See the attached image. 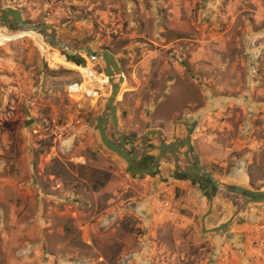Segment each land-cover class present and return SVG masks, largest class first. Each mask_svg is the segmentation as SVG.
I'll return each mask as SVG.
<instances>
[{
	"label": "rangeland",
	"instance_id": "rangeland-1",
	"mask_svg": "<svg viewBox=\"0 0 264 264\" xmlns=\"http://www.w3.org/2000/svg\"><path fill=\"white\" fill-rule=\"evenodd\" d=\"M10 9L70 49L115 57L128 152L154 166L166 141H187L180 165L199 163L227 184L264 185V0H0V17ZM0 26L18 35L0 42V264H223L221 231L247 200L217 189L221 214L206 222L211 205L200 186L192 188L198 200L158 188L176 171L160 169L164 157L159 182L134 175L100 140L111 88L97 101L68 95L83 67L106 75L102 57ZM68 117L81 123L55 143L54 126ZM104 129L119 141L112 121ZM152 196L145 220L136 208Z\"/></svg>",
	"mask_w": 264,
	"mask_h": 264
},
{
	"label": "crops",
	"instance_id": "crops-1",
	"mask_svg": "<svg viewBox=\"0 0 264 264\" xmlns=\"http://www.w3.org/2000/svg\"><path fill=\"white\" fill-rule=\"evenodd\" d=\"M158 139H162V136L158 135ZM176 142L178 141L175 139L172 141H166L165 144H172ZM128 144L131 145L132 142L130 141ZM187 149V147H177V149L165 151L164 161L162 164L163 166H161L160 169L168 171V168L171 167L173 170L176 169V171L173 172L171 177H166L168 175L167 174L158 184V188L171 191H174V188H179L182 194L187 196L193 195V197L198 200L201 195L200 193L194 192L192 188L194 184L200 186L203 189V194L208 197L211 205L209 211L203 215V217H207L206 222H213L221 214L218 212V206L224 201V199H222L221 195L217 193V188L203 182V180L205 182H209V180L199 174L189 173L188 163L184 166L178 163L179 154L185 155L184 151ZM167 157H171L173 159L172 165L166 164ZM137 159L133 161V165H130L132 173L138 176H143L144 174L151 175L153 177L157 176L156 178L159 182V166L156 168L155 173H149L148 171L150 168L155 167V165L150 166L147 159H141L138 162ZM192 166L197 168L195 163H193ZM34 179L35 176H32L29 183L33 184ZM255 190H264V185H261L260 188ZM30 194L34 195L32 191H30ZM156 201V197L152 196L151 198H147L141 207L138 206L136 208L138 213L143 216L145 220L149 218L150 215H153ZM226 206V204L223 206L224 210L226 209ZM243 207L247 209L246 212L242 211L241 213L236 214L233 219H231V222L227 223L226 228L221 231V235H223V238L220 239L221 252H219V254L222 257L221 261H223V264H229V258L232 256L231 261L235 259L241 264H264V203L251 204L247 202L241 205L242 209ZM201 211L202 209L195 210V212L198 213ZM163 216L165 215L159 214V219ZM224 238L229 240L227 246L225 247L223 246ZM230 252L232 253L231 256L229 255ZM219 264L222 263L220 262Z\"/></svg>",
	"mask_w": 264,
	"mask_h": 264
},
{
	"label": "water",
	"instance_id": "water-1",
	"mask_svg": "<svg viewBox=\"0 0 264 264\" xmlns=\"http://www.w3.org/2000/svg\"><path fill=\"white\" fill-rule=\"evenodd\" d=\"M1 23H5L6 25H9V26H15L20 31H25L28 29H35L39 33H41L43 36L46 37L47 42H49V43L55 45L56 47L64 50L65 52L69 53L70 55L79 54V53H75L73 49H70L68 46H66L63 43H61L60 41H58L52 29H51L52 33L49 34L48 33L49 28L46 25H44V24H42V25H30L27 22H25L22 18L21 12L18 10L10 9L7 11H3V16L0 17V24ZM79 51H83L93 61H96V58L101 56L102 61L105 63L106 76L111 81L110 82L111 83V93H110V96L108 99L109 111L105 112L104 117L98 121V132H99L100 140H101L102 144L107 149H109L113 153L117 154L119 157L126 160L129 165H133V161H135L138 158V156L135 154H131L130 152H128L125 149V139H124L123 133L119 130L118 120H117V111H118V99L117 98L119 95L121 84L125 80V76L121 71L119 63L117 62L115 57L113 55H111V53H109L108 51L96 52L91 48H84V49L79 50ZM116 76H119L118 82L114 81ZM109 121L113 122V124L116 128V131L119 134V141L112 140L108 137V135L104 129V124L109 122ZM184 145H186V146H184ZM177 147H181V148L187 147L188 148L187 150H191V144L187 141H185L184 143L176 142V143H172V144L171 143L163 144L159 147L160 152H159V156L156 159L157 161H156L155 167H151L150 170H152V171L156 170V168L158 167V163L164 157L165 151L170 150V149H177ZM186 156H188V155H186ZM192 164L193 163H190L188 160L189 173L199 174V175L203 176L205 179L209 180V182H210V183L205 182L203 180L204 183H206L212 187H215V188H217V189H219L225 193L240 196V197L246 199L248 203H251V204L252 203H254V204L264 203V190H255V189L244 187L241 185L224 183V182L218 180L217 178H215L213 176V174H211L207 170V168L199 165V163H196L197 168H194L192 166ZM191 171H193V172H191Z\"/></svg>",
	"mask_w": 264,
	"mask_h": 264
},
{
	"label": "built area",
	"instance_id": "built-area-1",
	"mask_svg": "<svg viewBox=\"0 0 264 264\" xmlns=\"http://www.w3.org/2000/svg\"><path fill=\"white\" fill-rule=\"evenodd\" d=\"M18 35L10 33L7 27L0 26V42L3 41V44L12 39H16ZM53 52L50 48L49 44L44 43L41 46V53L45 57V60L48 63H52L49 58V53ZM67 60V57H63ZM82 67V66H81ZM88 67V66H87ZM83 67V68H87ZM92 72L96 73L98 76H102L105 78V74H100L95 68L92 66ZM81 72V71H80ZM82 73V80L73 82L68 87V95L73 98H79L81 100H101L104 96V93L108 90V83H100L97 79L92 78V73L85 74ZM81 121L74 117H68L60 123L56 124L53 129V139L55 143H61L68 139L72 134H74L77 130L78 125H80ZM161 201L159 200V203ZM159 211H161L159 209Z\"/></svg>",
	"mask_w": 264,
	"mask_h": 264
},
{
	"label": "bare ground",
	"instance_id": "bare-ground-1",
	"mask_svg": "<svg viewBox=\"0 0 264 264\" xmlns=\"http://www.w3.org/2000/svg\"><path fill=\"white\" fill-rule=\"evenodd\" d=\"M25 33H31V34H38V35H40V36H42L45 40H46V37L45 36H43L41 33H39L37 30H35V29H28V30H25L24 31ZM74 52L75 53H81V54H84L85 55V53L83 52V51H75L74 50ZM72 64V63H71ZM75 65V64H74ZM77 68H75V69H77V70H79V68H80V66H77V65H75ZM82 68V67H81ZM82 69H84V71H81V70H79V71H81V72H83V73H85V74H90V72L92 73V78H95V79H97L100 83H108L109 84V89L111 88V81H110V79L107 77V76H105V78L104 77H102V76H98L96 73H94V72H92L91 70H92V67H90V64L88 65V67L87 68H82ZM117 77H119V76H117ZM115 82H118V80L116 81V78H115V80H114ZM125 82V80L123 81V83ZM123 83L121 84V87H122V85H123ZM120 93H121V91H119V95H118V100H119V98H120ZM191 172H193V171H191Z\"/></svg>",
	"mask_w": 264,
	"mask_h": 264
},
{
	"label": "trees",
	"instance_id": "trees-1",
	"mask_svg": "<svg viewBox=\"0 0 264 264\" xmlns=\"http://www.w3.org/2000/svg\"><path fill=\"white\" fill-rule=\"evenodd\" d=\"M67 56H68V60L71 61V62H74V63H76L78 65L85 64V60L83 58H78L77 56H69V55H67ZM108 137L111 139L110 136H108Z\"/></svg>",
	"mask_w": 264,
	"mask_h": 264
},
{
	"label": "flooded vegetation",
	"instance_id": "flooded-vegetation-1",
	"mask_svg": "<svg viewBox=\"0 0 264 264\" xmlns=\"http://www.w3.org/2000/svg\"><path fill=\"white\" fill-rule=\"evenodd\" d=\"M159 152H160V151H159ZM188 154L191 155V152H189ZM184 156H185V155L179 154V159H180V157H184ZM141 159H143V158L139 157V158L137 159V162H138L139 160H141ZM179 159H178V163H179ZM185 169H187V168H185Z\"/></svg>",
	"mask_w": 264,
	"mask_h": 264
}]
</instances>
